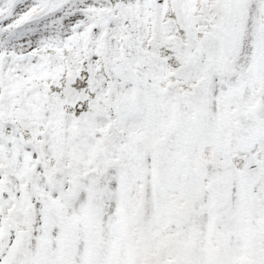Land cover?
I'll use <instances>...</instances> for the list:
<instances>
[{
    "label": "snow or ice",
    "instance_id": "6c2138e0",
    "mask_svg": "<svg viewBox=\"0 0 264 264\" xmlns=\"http://www.w3.org/2000/svg\"><path fill=\"white\" fill-rule=\"evenodd\" d=\"M0 264H264V0H0Z\"/></svg>",
    "mask_w": 264,
    "mask_h": 264
}]
</instances>
